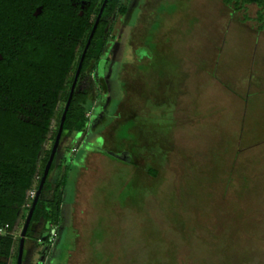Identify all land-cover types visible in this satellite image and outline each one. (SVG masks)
<instances>
[{
	"label": "rangeland",
	"instance_id": "rangeland-1",
	"mask_svg": "<svg viewBox=\"0 0 264 264\" xmlns=\"http://www.w3.org/2000/svg\"><path fill=\"white\" fill-rule=\"evenodd\" d=\"M225 10L223 0H132L125 18L116 11L107 18L111 26L109 42L117 40L100 62H91L83 88L91 92L93 102L95 96L102 101L105 93L101 79L115 62L116 72L110 78L112 102L87 149L81 146L83 140L77 146L76 169L65 180L73 204L77 170L84 169L76 208L82 228L65 226L64 231L59 230L56 256L51 253L47 264H264V247L259 244H264L262 230L251 232L242 221L245 216L234 202L235 187L221 186L218 165L214 170L206 164V148L210 146H204L203 127L193 137L188 123L186 89H195L190 106L196 109V116L204 113L208 97L199 88L195 69L205 67L206 62L208 66L232 47L238 45L240 50L244 45L245 40L235 43L231 41L239 39L231 37L227 45L219 44L227 27L221 20L228 14ZM247 10L244 13L253 18L258 9L252 6ZM239 17L234 15L233 20ZM131 68L136 76L150 69L159 74L163 68L165 75L174 78L173 86H168L169 94L179 80L185 89L180 106L174 104L170 106L174 109L163 113L156 99L160 87L158 90L152 83L146 94L141 91L144 97L135 90L130 92L126 115L133 117L126 119L123 79L124 71ZM74 72L75 68L70 81ZM99 104L102 107L103 102ZM61 109L62 105L52 121L45 152L54 140ZM72 137L73 133L63 134L58 152L70 151L78 144L79 139ZM84 152L90 153L89 163ZM146 155L153 166L145 169L140 162ZM52 176L53 172L50 181ZM27 216L28 210H24L15 229L16 241ZM32 229L35 232L41 227ZM33 232L26 238L21 264L42 262L43 248ZM15 255L16 250L8 264H18Z\"/></svg>",
	"mask_w": 264,
	"mask_h": 264
},
{
	"label": "crops",
	"instance_id": "crops-1",
	"mask_svg": "<svg viewBox=\"0 0 264 264\" xmlns=\"http://www.w3.org/2000/svg\"><path fill=\"white\" fill-rule=\"evenodd\" d=\"M224 7L226 9L225 13L227 11L228 14H224L225 17L221 20L227 27H225L226 29L223 28L225 37L221 38L223 42L219 44L223 46L226 43L227 45L231 37L239 39L231 41L235 43L245 40L243 42L244 45L240 47V50L237 45L234 48L232 47L231 51L221 53L220 55L222 56L213 57L212 63L210 61L208 65L210 67L207 66L206 62L205 67L199 68L200 71L198 68L195 69L201 82L199 88L202 87L203 91L207 92L208 97L204 102V113L196 116V109L190 106L192 104L190 95L194 94L195 89L193 91L190 88L186 89L189 97L188 113L190 118L188 123L190 122L191 124V127H189L190 129L192 128L193 137L196 136V130L201 133V128L203 127L204 146H210L206 148L209 152V161L206 164H209L211 169L214 170L217 168L216 165H218V171H220V177L223 181L221 186L229 187L230 184L231 187H235L234 191L237 194V199H234V202L236 201L235 203H237V210L245 216L242 221L247 224L251 232L254 229H260L264 234V24L257 19L259 10H257L256 16L252 18L244 13L248 10L236 12L225 4ZM234 15H241V18L239 17L240 19L237 21L233 20ZM229 32H234V34L229 36ZM217 47L219 48V45ZM170 51L172 52V50ZM224 59L225 61L223 62ZM115 65L116 63L114 62L112 67H110L109 73L105 72L101 79L104 81L107 90L104 99L101 101L97 96L94 97L96 99L94 102L89 99L90 111L88 113L91 114L90 122L92 127L84 133H73L72 139L78 138L79 140L77 145L69 149L70 151H59L58 162L51 178L52 184H55L64 174L69 177V173L76 169L73 164L76 163V154L79 153L77 146H80V142L83 140L81 146H85L87 149L90 140L101 126L112 102L110 78L113 71L116 72ZM162 69H159L161 71L159 74L158 72L154 73V70L151 71V69L143 70L138 73V76H136L137 74L134 73L135 71L132 68L124 71L123 82L126 102L124 103L123 112L126 119L132 120L133 117L126 115V112L129 111L126 106L130 92L135 90L139 92V95H141V91L146 94V90L149 89L152 83H154L156 89L160 87V90L158 89L160 94L156 96V99L159 100L157 102L161 104V108H164L163 113L166 112L165 109H174L170 107L174 104L177 107L180 106V101L184 98V86L180 85L178 80L174 85L177 87L171 89L172 94H169L168 86H173L174 78L168 77L167 74L165 75ZM133 85H136L137 88L135 86V89H133ZM141 96L144 97L146 95ZM141 96L140 99H142ZM194 98L195 96L193 100ZM99 102H103L102 107ZM98 107L102 109L98 116L95 117ZM195 125L198 126L197 129H195ZM74 150L77 151L74 152ZM83 154L87 156L86 161L88 162L90 153L84 152ZM147 158L148 156L146 155L145 160L140 162L145 169L148 165L153 166V163H149ZM77 172L73 185V204H70L68 199V183L64 188L60 231H64L65 226L75 227L78 230L82 228L80 215L77 213L76 208L80 200V191L84 182L85 172L83 168L78 169ZM225 181H230V183H224ZM232 201L228 200L227 202L232 203ZM34 226H40L41 229H36L33 232L32 228ZM33 227L29 236L31 237L32 232L35 233L38 237V243L43 248L42 262L39 264H47V259L51 253L52 255L54 254L53 258L56 256L60 241L58 239L56 244L51 247L44 241L46 229L43 223L34 224ZM259 244L260 247H264V244ZM245 264H253V262H246Z\"/></svg>",
	"mask_w": 264,
	"mask_h": 264
},
{
	"label": "trees",
	"instance_id": "trees-1",
	"mask_svg": "<svg viewBox=\"0 0 264 264\" xmlns=\"http://www.w3.org/2000/svg\"><path fill=\"white\" fill-rule=\"evenodd\" d=\"M131 1H114V9L119 17L127 16ZM223 2L236 12L256 6L259 10L257 19L264 24V0ZM23 18L25 16L21 15V21ZM91 28L90 26L84 32V45L88 42ZM22 32L19 57L8 54V50H0L5 61L0 65V229L9 226L8 234L0 235V264H8L15 250V258L18 259L21 238L30 217L26 238L29 237L34 224L43 223L46 229L44 237L53 229L59 230L61 226L66 175L64 174L55 184L50 181L55 170L57 154L33 212L34 201L26 208V198L30 191L39 190L60 125L63 123L60 143L65 133L79 134L89 129L90 120L86 115L90 111L88 102L91 92L83 88V83L91 62H96L103 56L108 27L100 28L90 43L65 119L66 104L81 59L73 56L76 44L71 46L68 41L58 40L56 43H47V56H43L44 50L32 55L29 53L32 49L28 48L29 44L26 43V36ZM23 53L26 55L22 56ZM73 65L76 69L70 81ZM101 88L106 94L104 81ZM61 105L54 140L50 150L45 152L43 146L52 134V121L56 119ZM24 210H28V216L22 234L16 241L12 232H15L14 229Z\"/></svg>",
	"mask_w": 264,
	"mask_h": 264
},
{
	"label": "flooded vegetation",
	"instance_id": "flooded-vegetation-1",
	"mask_svg": "<svg viewBox=\"0 0 264 264\" xmlns=\"http://www.w3.org/2000/svg\"><path fill=\"white\" fill-rule=\"evenodd\" d=\"M114 1L0 0V50H8V54L19 57L21 55L18 51L20 33L23 31L27 39L26 43L29 44L28 48L32 49L30 50L32 52L29 51L30 54L35 55L39 53V50H44L43 56H47V43L65 40L70 42L71 46L76 44L73 56L79 59L87 45V42L84 45L85 30L92 27L88 41L95 23L99 20L94 36L100 28L108 27L107 44L104 51L105 55H108L112 44L117 40L115 38L109 42L111 26L107 21V18L115 12ZM21 15L25 16L22 21ZM23 55L26 54L23 53ZM4 63V56L0 52V65ZM74 68L75 65L72 66L71 73Z\"/></svg>",
	"mask_w": 264,
	"mask_h": 264
},
{
	"label": "water",
	"instance_id": "water-1",
	"mask_svg": "<svg viewBox=\"0 0 264 264\" xmlns=\"http://www.w3.org/2000/svg\"><path fill=\"white\" fill-rule=\"evenodd\" d=\"M98 23H99V20H97V22L95 23L94 27H93V30H92V33L89 37V40L87 42V45L85 47V50L83 52V55L80 59V62H79V65H78V68L76 70V74H75V77H74V80H73V83H72V86H71V89H70V94H69V99H68V102L66 104V108H65V112H64V119L66 117V114L69 110V107H70V104H71V101H72V98H73V95H74V92L76 90V87H77V83H78V80H79V77H80V74H81V71H82V67H83V63L85 61V57H86V54L89 50V47H90V43L94 37V34L96 32V29H97V26H98ZM62 132H63V123L60 125V129L58 131V135H57V138H56V141H55V145H54V148L52 150V153H51V156H50V159L48 161V165L46 167V170L44 172V175H43V178H42V181H41V184H40V187H39V190L37 192V195H36V198L34 200V207L32 208V212L34 211L35 209V206L36 204L38 203V200H39V197H40V194L45 186V183L46 181L48 180V177H49V174H50V170H51V167H52V164L55 160V157H56V154L58 152V148H59V144H60V139H61V136H62ZM30 220H31V217L30 219L28 220L27 222V225H26V229L22 235V238H21V242H20V250H19V254H18V264H21L22 262V256H23V251H24V245H25V241H26V236H27V230H28V227H29V224H30Z\"/></svg>",
	"mask_w": 264,
	"mask_h": 264
},
{
	"label": "built area",
	"instance_id": "built-area-1",
	"mask_svg": "<svg viewBox=\"0 0 264 264\" xmlns=\"http://www.w3.org/2000/svg\"><path fill=\"white\" fill-rule=\"evenodd\" d=\"M86 117L90 120V117H91V114L90 113H87ZM91 127V122L89 124V128ZM77 150H74V152H76ZM36 195H37V192L36 190H32L30 191L28 194H27V198H26V204H25V207L28 208L30 207L31 203L35 200L36 198ZM8 230H9V226H5L3 228L0 229V235L1 236H5L8 234ZM15 231V229H14ZM15 232H12V234H14ZM11 234V235H12ZM47 239H49V242L48 244L53 247L56 242L58 241V229H53L49 234H47L45 237H44V241L47 242Z\"/></svg>",
	"mask_w": 264,
	"mask_h": 264
}]
</instances>
